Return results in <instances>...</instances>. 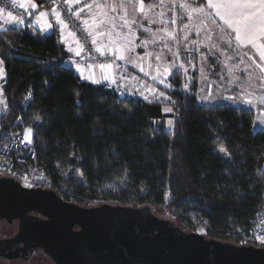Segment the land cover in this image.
<instances>
[{
    "label": "trees",
    "instance_id": "trees-1",
    "mask_svg": "<svg viewBox=\"0 0 264 264\" xmlns=\"http://www.w3.org/2000/svg\"><path fill=\"white\" fill-rule=\"evenodd\" d=\"M71 58L57 24L0 31L3 126L30 130L51 191L84 207L149 205L185 231L261 247L240 236L264 190V130L250 106L201 103L196 71L188 89L183 72L170 78L167 102L121 98Z\"/></svg>",
    "mask_w": 264,
    "mask_h": 264
},
{
    "label": "rangeland",
    "instance_id": "rangeland-1",
    "mask_svg": "<svg viewBox=\"0 0 264 264\" xmlns=\"http://www.w3.org/2000/svg\"><path fill=\"white\" fill-rule=\"evenodd\" d=\"M117 1L106 4L109 6L102 13L99 24L90 26V32L85 28L88 35L94 39L92 48H95L97 53L108 52L124 65L122 80L127 84L130 97L148 102L157 100L167 102L170 78L179 71L183 72L188 89V84L192 83L196 71L198 100L201 103L233 104L234 100H239L240 96H243L249 103L258 102L256 105L246 102L253 110L264 111V100L261 97L263 96L261 93H264V58L259 59L258 47L255 44L248 47L237 45L211 17V13L202 6V2L188 0L176 4L169 0ZM172 7L178 8L179 13L172 10ZM197 8H204V13L196 11ZM177 16L179 17L175 23L174 19ZM0 20L4 21L1 18ZM78 20L80 21L79 17ZM169 25L174 27L171 28ZM182 25H185L184 29H181ZM180 29L182 33L177 32ZM67 32L77 45V40L71 32L69 30ZM184 33L187 35L184 36ZM99 38L106 49L96 47ZM79 51L77 45L75 57ZM87 69L96 73L102 72L92 66H83L85 73ZM109 70L113 73L116 71L112 68ZM3 78V65L0 63V113L4 111V101L1 97ZM108 84L111 86L113 83L110 84L109 81ZM164 112L170 114L171 110L166 106ZM165 127L171 129L172 120L167 119ZM158 213L160 217H165ZM11 233V228L0 225L2 236ZM257 245L262 247L264 243ZM0 264H52V262L38 250L26 262L0 261Z\"/></svg>",
    "mask_w": 264,
    "mask_h": 264
},
{
    "label": "water",
    "instance_id": "water-1",
    "mask_svg": "<svg viewBox=\"0 0 264 264\" xmlns=\"http://www.w3.org/2000/svg\"><path fill=\"white\" fill-rule=\"evenodd\" d=\"M1 220H16L18 231L0 238V261L26 262L40 250L52 264H264V247L185 231L149 205L84 207L5 177L0 178Z\"/></svg>",
    "mask_w": 264,
    "mask_h": 264
},
{
    "label": "built area",
    "instance_id": "built-area-1",
    "mask_svg": "<svg viewBox=\"0 0 264 264\" xmlns=\"http://www.w3.org/2000/svg\"><path fill=\"white\" fill-rule=\"evenodd\" d=\"M43 1L52 6L54 14L77 40L80 51L70 61L76 72L82 73L83 66L98 68L102 70L105 82L110 81V84L113 83L111 86L118 97H130L129 89L126 87L127 84L122 80L124 78L122 74L124 65L122 62L108 52L101 51L97 53V50L92 48L94 39L88 35L85 26L78 20V15L86 7L92 5L95 0L75 2L71 0H67V2L65 0ZM0 8H3L2 12L7 18L5 21L0 20V31L12 26L37 29L38 20L42 13L41 6L21 7L18 3L13 4L11 0H4L3 3H0ZM9 12L16 18L15 20L9 19ZM110 68L116 71L113 73L109 70ZM250 103L256 105L254 102ZM252 128L254 131L264 130V115L256 110H254ZM26 129L20 127L5 129L0 113V132L2 131L0 135V176L15 180L24 189L50 190L52 182L40 165L30 131L28 135L31 142L25 140ZM240 236H247L257 244L264 243V190L262 205L255 213L251 227L246 232L240 233Z\"/></svg>",
    "mask_w": 264,
    "mask_h": 264
},
{
    "label": "crops",
    "instance_id": "crops-1",
    "mask_svg": "<svg viewBox=\"0 0 264 264\" xmlns=\"http://www.w3.org/2000/svg\"><path fill=\"white\" fill-rule=\"evenodd\" d=\"M12 1V0H11ZM71 1H79V0H71ZM112 1H117V0H96L92 5L86 7L80 14H79V19L80 22L87 28V30L90 32V26H94L95 24H99V20L102 18V13L105 12V9L107 8L106 4H109ZM120 0H118L117 2H119ZM144 1H148V0H144ZM151 1V0H150ZM168 1V0H167ZM169 1H173L176 4H179V2H186L188 0H169ZM196 1V0H194ZM200 2H202V6L204 8H206L210 13H211V17L213 19L216 20V23L218 22V24H220L221 28L224 29L229 36L231 37V39H233L235 41V43L237 45L240 46H250V45H256L259 49L258 51V55H260L259 59L261 60V57L264 58V33H257L256 38L253 40V42L249 43L246 39L243 41H237L236 40V33L229 28L227 25H225L223 23V21L220 19L219 16H217L215 14V9L211 8L208 6V0H198ZM116 2V3H117ZM154 2V1H152ZM216 0H213V3H215ZM15 3L20 4L21 0H16ZM170 4H173L172 2H168ZM32 4H35L34 1L32 0V3H25L24 6L26 7H31ZM169 7V6H168ZM175 7H172L171 9L173 10ZM116 9H117V4H116ZM257 11H260L259 8H257ZM42 13H44V16H41L38 20V27L36 30H38L41 33H49L52 30V27L54 26V24H57V26L59 27V31L61 34V40L63 45L65 46L66 50L68 52H70L72 54V58L73 59L75 56V52L77 49V45L74 42L73 37L67 32V28L61 23V21L59 20V18L54 14L53 9L51 6H48L47 8H42ZM0 18L2 20H6V15L3 12H0ZM185 25H182V27L184 28ZM89 27V28H88ZM97 33H93V35ZM185 41V40H184ZM97 48L98 47H102L104 49H106L102 44H101V38L98 39L97 41ZM256 48V47H255ZM83 71V70H82ZM81 74V78L82 79H86L88 81L91 82H97V83H103L105 82V76L103 74V72L98 71V73H96L95 71H89L88 69L86 70V73L83 71ZM107 83V82H106ZM263 96H261L264 100V93ZM233 104H241V105H247V103H249L248 101H246V99L243 98V96H240L239 100H234ZM247 102V103H246ZM253 102V101H252ZM250 104V103H249ZM258 104V102L256 103ZM249 106V105H248ZM254 107V106H253ZM255 110V109H254ZM261 112L263 113L264 111L261 110Z\"/></svg>",
    "mask_w": 264,
    "mask_h": 264
},
{
    "label": "snow or ice",
    "instance_id": "snow-or-ice-1",
    "mask_svg": "<svg viewBox=\"0 0 264 264\" xmlns=\"http://www.w3.org/2000/svg\"><path fill=\"white\" fill-rule=\"evenodd\" d=\"M4 0H0L3 3ZM15 4L16 0H12ZM67 2V0H65ZM25 3H32V0H21L20 6L24 7ZM33 7L36 4H32ZM208 6L215 9V14L220 17L225 25L231 28L236 33V40H247L249 43L253 42L257 33H264V0H208ZM257 8L260 11H257ZM198 12L204 13V8L195 9ZM3 8H0V12ZM44 16V13L40 14ZM10 20L16 18L12 13H8ZM2 63V62H0ZM30 130L26 129L25 140L31 142L29 139ZM23 142V141H22ZM224 151L223 148L220 149Z\"/></svg>",
    "mask_w": 264,
    "mask_h": 264
},
{
    "label": "flooded vegetation",
    "instance_id": "flooded-vegetation-1",
    "mask_svg": "<svg viewBox=\"0 0 264 264\" xmlns=\"http://www.w3.org/2000/svg\"><path fill=\"white\" fill-rule=\"evenodd\" d=\"M0 178H2V176H0ZM31 215H36L34 213H31ZM0 225H5L7 226V228H11L12 229V233L9 235H4L2 236V234H0V238L5 239V238H11L13 237L17 231H18V222L16 220L13 221H8V220H1L0 221Z\"/></svg>",
    "mask_w": 264,
    "mask_h": 264
}]
</instances>
